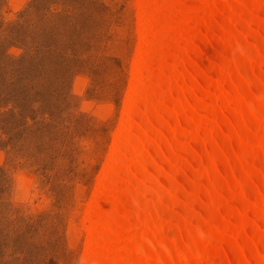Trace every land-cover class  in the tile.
Listing matches in <instances>:
<instances>
[{"label":"bare ground","instance_id":"6f19581e","mask_svg":"<svg viewBox=\"0 0 264 264\" xmlns=\"http://www.w3.org/2000/svg\"><path fill=\"white\" fill-rule=\"evenodd\" d=\"M141 5L86 264H264V0Z\"/></svg>","mask_w":264,"mask_h":264},{"label":"rangeland","instance_id":"374dc122","mask_svg":"<svg viewBox=\"0 0 264 264\" xmlns=\"http://www.w3.org/2000/svg\"><path fill=\"white\" fill-rule=\"evenodd\" d=\"M141 4L0 0V264H86L142 54Z\"/></svg>","mask_w":264,"mask_h":264},{"label":"trees","instance_id":"16d2710c","mask_svg":"<svg viewBox=\"0 0 264 264\" xmlns=\"http://www.w3.org/2000/svg\"><path fill=\"white\" fill-rule=\"evenodd\" d=\"M19 78L16 79V81H18Z\"/></svg>","mask_w":264,"mask_h":264}]
</instances>
